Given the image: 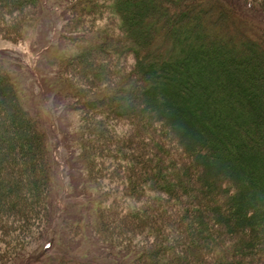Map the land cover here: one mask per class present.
Segmentation results:
<instances>
[{
  "label": "trees",
  "instance_id": "trees-1",
  "mask_svg": "<svg viewBox=\"0 0 264 264\" xmlns=\"http://www.w3.org/2000/svg\"><path fill=\"white\" fill-rule=\"evenodd\" d=\"M37 1L0 0L1 26L22 29L38 14ZM64 2L77 12L65 19L73 23L67 30L78 35L68 36L63 47L73 54L57 58L53 71L87 84L63 75L51 83L55 96L65 99L64 109L75 104L81 116L103 110L129 127L116 136L92 118L75 133L78 143L83 134L93 137L80 166L126 168L119 186L95 196L93 231L109 260L264 264V30L244 15L251 0L241 10L229 0ZM9 65H0V220L30 214L44 225L54 201L49 138L25 107L19 86H27L9 77ZM90 84L99 85L87 92ZM105 133L112 142L103 140L100 156ZM125 192L133 204L124 203L120 223L146 227L149 243L128 236L119 244L107 233L102 212ZM44 231L39 246H51L55 223ZM61 233L75 238L70 229Z\"/></svg>",
  "mask_w": 264,
  "mask_h": 264
},
{
  "label": "rangeland",
  "instance_id": "rangeland-1",
  "mask_svg": "<svg viewBox=\"0 0 264 264\" xmlns=\"http://www.w3.org/2000/svg\"><path fill=\"white\" fill-rule=\"evenodd\" d=\"M98 1L108 7L109 0ZM247 1L229 0L240 10ZM251 2L253 10L247 11L244 15H248V18L252 16V20L257 18L259 21L255 22L257 25L261 24L260 27L264 30V0H251ZM36 4L35 11L38 9V14L33 15L34 18L29 20L22 29L10 25L3 27L0 22V65L11 64L8 66L9 77H14V80L27 86L26 91L19 86L25 107L31 114L36 113L39 123L46 127L49 138L47 146L52 163L54 201L50 219L52 223H55V232L52 235L54 242L51 246L49 244H45L44 247L39 246V242L43 240L45 227L49 222L51 223L49 219L48 222L44 219L43 225L37 216L32 217L30 214L26 218H2L0 220V264H56L57 261L58 264L71 262L73 264H111L110 262L117 264L113 262V259L109 260V254L101 248L102 243L97 236L99 232L93 231L92 223L95 221V213L98 212L94 207L96 194L104 190L105 195L111 193L114 187L119 186L116 182L124 175L126 168L122 169L120 166L118 169H113L111 166L106 167L105 162L101 165L93 164L94 166L89 169L88 165L80 166L77 160L82 159L80 158L82 154L93 147L91 142L93 137L91 134L87 136L83 134L81 142L78 143L75 133L79 131L84 133V125H89L92 118H95L103 122L107 132L111 129L116 136L124 135L129 131L128 122L126 119L108 117L103 110H92L88 112L89 114L81 116L80 112L75 110V104L65 109L64 106L62 107L61 103H65V99L59 94L55 96V88L52 86L55 81L57 82L63 75L66 77L70 74L76 82L87 84L83 77L75 73L62 70L57 75L53 71L57 58L73 54L69 50L65 51L63 44L67 42L68 36H77L78 33L72 32L71 29L67 30L66 25L70 27L73 23L65 19L76 16L77 12L74 11V15L70 14L64 0H38ZM232 4L229 5L231 9L226 10L231 11V13L228 12L229 16H233L232 12H236ZM260 6L263 8L260 9ZM107 7L102 11L105 16L113 18L111 8L107 9ZM97 22L104 21L99 17ZM241 29L247 30L248 26H241ZM97 85H87L85 90L92 92L98 87ZM111 139L107 133L102 139L98 138L100 156L103 155L106 147L103 140H107L110 145ZM120 196L117 194L116 199L109 203L106 212H102L107 219V233L114 239L118 238L119 244L127 240L128 236L130 242L141 240L143 243H149L151 234L145 232L146 227L125 226L120 223L119 212L125 207L124 203L133 204L128 192L122 195L124 199ZM150 196L156 197L155 194ZM136 204L137 207H143L142 201ZM66 228L75 233V238L66 240L61 233ZM123 262L127 263L128 259L118 263L123 264Z\"/></svg>",
  "mask_w": 264,
  "mask_h": 264
}]
</instances>
